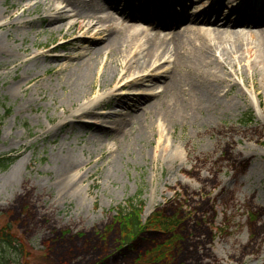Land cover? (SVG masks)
Listing matches in <instances>:
<instances>
[{"label":"rangeland","instance_id":"1","mask_svg":"<svg viewBox=\"0 0 264 264\" xmlns=\"http://www.w3.org/2000/svg\"><path fill=\"white\" fill-rule=\"evenodd\" d=\"M214 1L204 0L197 5L204 9ZM231 4L222 8L223 16H228ZM246 10L251 12L246 14L253 15L264 12V7L259 11ZM19 11L16 9L14 15ZM193 12L189 11L187 16ZM110 14L117 24L124 17L121 10ZM244 19L252 23L258 21L249 17ZM254 24L251 28H258L257 23ZM47 28L45 20L37 21L24 39L13 31L16 39L12 42L9 38L7 43L19 53L26 47L35 54L68 53L71 57L79 51L83 54L89 46H102L99 36L93 32L69 35ZM1 35L4 39L5 34ZM246 61H242L237 69L238 73L248 77L249 72L244 70ZM167 64L164 68H168ZM5 67L0 58V73L5 74L0 78V158L12 159L10 165L0 171V228L10 227L24 253L16 255L7 250L2 253L11 264H133L140 259L152 260L149 264H264V230L258 233L260 214L264 212V171L261 173L255 167V174L261 173L256 176L249 167L242 173L237 162L230 161L235 158L234 150H239L243 157L248 154L251 166H264V134L255 132L259 126L264 130V89L259 98L249 95L252 107L242 105L237 112L216 118L209 131L207 127H197L190 122L169 127L170 149L156 150L157 137L150 129L145 133L144 127L155 119L153 116H143L134 124L127 113L117 120L115 130L104 138L103 149H88L84 144L93 128L99 126L92 118L85 121L88 127L80 130L76 137L66 132V127L59 133L56 129L51 130L60 111H54L57 100L52 101V98H58L62 93V89L57 88L52 96L48 89V83H57L51 69L40 70L39 77L45 79L42 89L47 92V98L40 100L35 92L10 91L8 87L23 77L24 70L20 68L6 74ZM263 67L264 64L259 69ZM262 75L259 70L258 80ZM238 76L241 77L235 75L234 80L240 81ZM137 91L131 88L127 92L136 94ZM92 95L102 103L95 112H113L114 107L107 104L108 100H101L102 94L93 91ZM26 99L29 105L24 106L22 102ZM136 114L139 118L141 113ZM49 130L43 137L35 139L39 133ZM243 135H248L251 140L248 142ZM230 138L235 142L231 143ZM56 145L63 146L64 151L73 148L79 159L87 160L81 167L87 173L60 195L55 191L59 179L50 170L49 163L51 150ZM173 150L182 152L180 159L154 160L156 151L165 155ZM19 153H23L26 165L21 180L26 183L19 180L16 188L21 193L31 188L36 192L40 190L35 197H14L7 194L9 189L4 186V178L18 162ZM88 157L92 163H88ZM94 160L99 161L95 164ZM103 171H109L107 177L102 175ZM197 173L216 177L220 184H202ZM222 187H225L224 191ZM250 199L263 211L251 205ZM52 203L55 205L49 206ZM120 209L126 214L121 219ZM130 211H135L142 225L155 212L160 219L179 221V226L174 229L181 242L170 252L168 259L162 244L171 233L159 234L145 228L144 232L129 238L120 226ZM261 216L264 221V215ZM59 234L67 237L57 243ZM131 242L134 248L128 249ZM153 247H162L164 255L153 259L154 255L150 253Z\"/></svg>","mask_w":264,"mask_h":264},{"label":"bare ground","instance_id":"2","mask_svg":"<svg viewBox=\"0 0 264 264\" xmlns=\"http://www.w3.org/2000/svg\"><path fill=\"white\" fill-rule=\"evenodd\" d=\"M203 2L0 0V58L6 66V74L20 68L24 70L23 77L8 89L21 94L35 92L37 98L45 100L47 92L42 89L45 79L39 77L40 70L51 69L57 78L56 85L47 84L51 95L56 94L57 88L62 89L60 97L52 98V101L57 100L54 111H60L51 130L56 129L59 133L66 127L65 131L76 137L80 130L88 127L85 121L92 118L99 126L93 128L84 147L102 148L104 138L115 130L117 120L126 113L134 124L139 123L143 116L150 115L155 119L147 128L144 127L145 133L150 129L157 137L156 150L170 149L169 127L190 122L197 127H207L209 131L216 118L237 112L242 105L252 107L249 95L256 98L263 95L264 67L259 69V66L264 64V12L249 15L246 13L251 12L246 9L259 11L264 7V0H216L210 7L202 9L198 5ZM229 2L232 4L226 17L222 15V8H227ZM16 9L20 10L18 15H14ZM119 10L124 17L117 24L110 12ZM191 10L194 12L187 16ZM32 13L35 16L32 17ZM246 17L258 21L252 23L246 21ZM44 20L47 29L57 33L64 31V34L71 35L80 32L83 35L93 32L99 36L102 46H89L83 54L79 51L71 57L68 53L54 56L35 54L26 47L19 53L7 43L9 38L15 41L13 31L24 39L32 25ZM254 23L258 28H251ZM1 33L5 34L4 39ZM245 59L244 70L249 72L248 77L238 73L237 69ZM165 64L168 68H164ZM259 70L263 72L260 80L257 78ZM238 74L241 75L238 76L240 81L233 78ZM3 75L0 73V78ZM131 88L138 90L136 94L127 92ZM93 91L102 94L101 100H108L107 104L114 107L113 112H95L102 103L95 95L91 96ZM131 94L136 96L131 97ZM22 105H29L28 99ZM136 112L141 113L139 118ZM51 130L39 133L35 139ZM255 130L259 135L264 134L261 126ZM141 134L144 135L142 131ZM243 136L248 142L251 140L248 135ZM230 142L235 140L230 138ZM175 150L165 155L156 151L154 160L180 159L182 152ZM233 156L235 158L230 161L237 162L242 173L249 167L252 173L256 168L261 173L264 171L263 165H250L248 154L246 158L239 150H234ZM17 157L18 162L4 178V186L9 189L7 194L17 198L22 195L35 197L40 190L36 192L31 188L21 193L16 188L26 167L23 153ZM98 161L93 162L96 164ZM86 162L78 158L73 148L64 151L63 146L56 145L51 150L50 170L59 179L55 189L57 195L64 193L69 186L74 187L87 173L81 168ZM90 162L92 159L88 157ZM108 166L111 168L112 162ZM108 172L103 171L102 175L107 177ZM259 172L255 175H260ZM196 177L208 182V186L220 184L216 177L209 178L206 173H197ZM22 182L26 183L24 179ZM224 189L222 187V191ZM248 202L263 211L264 207L257 206L252 199ZM261 214L259 234L264 230Z\"/></svg>","mask_w":264,"mask_h":264},{"label":"trees","instance_id":"3","mask_svg":"<svg viewBox=\"0 0 264 264\" xmlns=\"http://www.w3.org/2000/svg\"><path fill=\"white\" fill-rule=\"evenodd\" d=\"M12 159L11 158H0V171L6 169ZM139 211L138 209H135ZM121 216L119 215L120 219L126 214L124 210L120 209ZM128 218L121 222V229L124 231L126 235L131 237V235H139L140 233L144 232L146 229L149 228L151 231H166L168 230V225L164 219H160L158 217V213L153 214L152 217L147 219L144 225H142L139 221L138 215H135V211H130L128 213ZM134 248V244L130 243L128 245V249ZM23 246L19 243L16 236L11 232L10 227L8 225L3 226L0 228V264H11L9 259L5 256H2V253L10 251L11 253L14 252L16 255H24L22 253ZM150 253H153L154 258L157 259L158 257H162L164 255V251L160 247H155ZM152 260H138L134 261L137 262L136 264H149ZM133 263V264H134ZM26 264V263H24Z\"/></svg>","mask_w":264,"mask_h":264},{"label":"flooded vegetation","instance_id":"4","mask_svg":"<svg viewBox=\"0 0 264 264\" xmlns=\"http://www.w3.org/2000/svg\"><path fill=\"white\" fill-rule=\"evenodd\" d=\"M199 180H200V179H199ZM201 183H202V184H206V182H204V181H202V180H201ZM176 222H177V226H179V221L177 220ZM176 235L179 237V238L177 239V241H176V247H177V245L179 244V242H181V237L178 235V233H176ZM66 237H67V235H65V234H59V236L57 237V243L63 242L64 239H66ZM53 239H55V237H53ZM50 243L52 244L53 241H50ZM206 258H207V257H206ZM210 263H211V262H209L208 264H210Z\"/></svg>","mask_w":264,"mask_h":264}]
</instances>
